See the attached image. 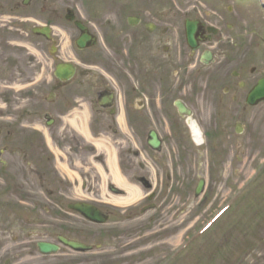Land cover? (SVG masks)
<instances>
[{
    "label": "flooded vegetation",
    "instance_id": "obj_1",
    "mask_svg": "<svg viewBox=\"0 0 264 264\" xmlns=\"http://www.w3.org/2000/svg\"><path fill=\"white\" fill-rule=\"evenodd\" d=\"M39 1L34 13L37 0H0V53L21 46L32 65L18 77L17 61L0 55V72H12L10 95L0 87V264H51L38 243L68 255L61 237L96 244L102 235L71 205L108 213L99 198L113 182L110 158L126 181L170 180L163 152L188 148L200 106L223 121L247 112L264 60V0ZM8 239L18 247L3 258Z\"/></svg>",
    "mask_w": 264,
    "mask_h": 264
},
{
    "label": "rangeland",
    "instance_id": "obj_2",
    "mask_svg": "<svg viewBox=\"0 0 264 264\" xmlns=\"http://www.w3.org/2000/svg\"><path fill=\"white\" fill-rule=\"evenodd\" d=\"M39 4L37 0L34 13ZM27 51L21 46L15 49L4 43L0 53L6 60L17 61V68L12 72H16L18 77L23 70L29 71L27 67L31 63H28L30 54ZM257 65L259 69L249 83L264 74V60L257 62ZM6 68L0 72V87L9 96L5 86L9 85L12 72L9 66ZM240 115L246 130L242 135H237L234 132V121L239 120L237 115L230 114L224 123L223 118L216 113L215 106H200L199 116L194 119L202 130L208 132V140L198 147L190 142L186 133L189 148L184 151L175 148L177 158L180 157L174 160V164L180 171L182 202H175L176 206L171 204L158 220L142 217L130 223L123 213L116 211L119 217L106 225L95 226L103 239L96 240V244L102 247L94 252L126 249L124 253H119V258L112 259L114 262L110 264H160L165 258L167 264H264V176L250 194L226 214L213 230L189 248L181 259L180 256L173 261L170 258L173 250L192 230L202 226L217 211L264 158V103ZM201 178H207V190L203 199L202 196L197 199L194 190ZM3 243L8 244V252L15 249L9 239L3 240ZM8 252L4 251L2 255ZM68 257H73L75 261L69 262L67 258L66 264H106L102 259L91 262L90 258L95 257L91 253H74Z\"/></svg>",
    "mask_w": 264,
    "mask_h": 264
},
{
    "label": "bare ground",
    "instance_id": "obj_3",
    "mask_svg": "<svg viewBox=\"0 0 264 264\" xmlns=\"http://www.w3.org/2000/svg\"><path fill=\"white\" fill-rule=\"evenodd\" d=\"M193 127V132L195 133L194 137L196 140H198V137L201 135V132H199L198 130V127L197 126H192ZM200 140V139H199ZM110 162H111V167L113 169V182L115 185L121 187L122 189H124L126 191V196H116V195H111L110 196V203H112L113 205L115 206H118V207H129L133 204H135L140 198H141V195H142V192L139 191L135 186L133 185H130V183L126 182L125 180H123V177L121 175H119L116 170H115V167H116V164H115V160H112V158H110ZM262 179V178H261ZM260 179V180H261ZM257 185V184H256ZM255 188V187H254ZM253 188V189H254ZM252 189V190H253ZM251 190V191H252ZM105 191V190H104ZM250 191V192H251ZM250 192H248L244 197H242L240 199V201L232 208L230 209L229 211H227L216 223L213 227H211L200 239H198L196 242H199L204 236H206L211 230H213L220 222L221 220L225 217L226 214H228L230 211H232L233 209H235L239 203L241 201L244 200V198L250 194ZM195 242V243H196ZM194 243V244H195ZM193 244V245H194ZM192 245V246H193ZM191 246V247H192ZM190 247V248H191ZM188 249L180 256L179 259H181L186 253H187Z\"/></svg>",
    "mask_w": 264,
    "mask_h": 264
},
{
    "label": "water",
    "instance_id": "obj_4",
    "mask_svg": "<svg viewBox=\"0 0 264 264\" xmlns=\"http://www.w3.org/2000/svg\"><path fill=\"white\" fill-rule=\"evenodd\" d=\"M258 95H261L264 98V81L261 82L258 91L255 93ZM255 103V101L253 102ZM203 188V182H200L198 187H197V194L202 190ZM84 214H86L89 218H91L92 220H96L99 222H105L106 219L101 218L100 215L101 213L99 211H92V209L90 208H79ZM65 243L69 246H71L72 248L76 249V250H87L89 249L88 247H86L85 245L81 244V243H75V242H70V241H65ZM40 249L43 253H51L53 251H57L58 247L57 246H53V245H48V244H41L40 245Z\"/></svg>",
    "mask_w": 264,
    "mask_h": 264
}]
</instances>
